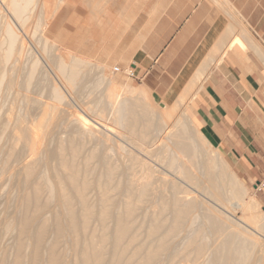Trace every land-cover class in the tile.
Wrapping results in <instances>:
<instances>
[{
  "label": "bare ground",
  "instance_id": "6f19581e",
  "mask_svg": "<svg viewBox=\"0 0 264 264\" xmlns=\"http://www.w3.org/2000/svg\"><path fill=\"white\" fill-rule=\"evenodd\" d=\"M8 1L0 3L23 28L33 0ZM7 26L0 65L12 58L20 67L23 59L30 62L20 83L35 88L40 83L38 60L33 58L37 50ZM49 63L63 89L50 85L45 143L40 147L35 129L24 126L20 117L15 138L28 146L29 154L21 158L8 150L6 156L10 133L0 115V175L5 178V172L8 182L0 209V264H245L254 254L252 246L262 254L253 264H264V211L253 197L243 200V186L221 150L206 145L197 130L190 138L184 123L163 112L166 107L157 113L143 107L136 113L127 100L116 99L111 86L104 101L96 102L102 115L88 113L75 98L87 83L81 64L58 59ZM4 75L0 91L11 87V82L4 84ZM67 83L76 87L74 100L61 93ZM147 93L140 87L125 88L126 96L137 95L136 103L144 105L151 98ZM70 105H75L74 113L66 110ZM186 118L193 125L190 112ZM53 126L58 129L52 131ZM10 160L14 167L7 174ZM193 193L200 199L189 197ZM229 207L251 214L234 220ZM199 208L206 209L201 224L198 215H191ZM204 253L207 258L201 259Z\"/></svg>",
  "mask_w": 264,
  "mask_h": 264
},
{
  "label": "crops",
  "instance_id": "0c3cea01",
  "mask_svg": "<svg viewBox=\"0 0 264 264\" xmlns=\"http://www.w3.org/2000/svg\"><path fill=\"white\" fill-rule=\"evenodd\" d=\"M55 1L47 40L117 87L182 96L239 181L264 190V0Z\"/></svg>",
  "mask_w": 264,
  "mask_h": 264
},
{
  "label": "rangeland",
  "instance_id": "374dc122",
  "mask_svg": "<svg viewBox=\"0 0 264 264\" xmlns=\"http://www.w3.org/2000/svg\"><path fill=\"white\" fill-rule=\"evenodd\" d=\"M6 2H9V1L6 0ZM56 4H57V1H55V0H52L50 2V4L48 3L47 0H33L31 2V4L28 6V9H27L28 12H26V14L24 15L23 28H22V26H21L22 24L20 25V23L17 22L16 17L13 16L12 12H9L10 10L7 8V5L4 4L5 5V7H4V5L3 4L1 5V3H0V53H2L5 50V48L7 47L5 44V46L1 48V46L4 45L3 41L6 38L5 37L6 27H8L7 25H10V27L13 28L14 31L17 30V33H19L22 37L25 38V40H26L25 45L27 47H29L30 49L35 48L37 50L38 54L34 51L33 58L35 57V60H38L39 69H40L39 75L37 74L38 77L36 75L37 80L39 79L38 81H40L39 85L36 86L35 88H33L34 86H32V88L30 87L31 89H26V88L22 87L20 81H21L22 76L25 75L24 74L25 71L28 70V68L30 66L29 65L30 62H26L23 59V62L21 63V67H20V64H19V66H17L18 62L15 61V63H14L13 62L14 58H12V61L9 64L4 65L2 67L0 65V74H3L5 72L4 77L6 76L4 78V84H6V82H11V87H8L9 89L7 91L3 90V89L0 91V115H2L1 116L2 120L8 124V134L10 133L7 136V139H5L6 142L4 140V142H5L4 154L5 153L8 154V150L10 152H12L13 154L17 153V156H20L21 158H23L29 154V151L27 149L28 146L24 145L22 141L17 142L16 138H15V134L17 132L16 130L18 129L17 128V120L20 117H23V120H24L23 125L24 126H31L35 129V133H36L37 137L39 138L38 143H40V147L42 146L43 143H45V141H46L45 134L49 130V127L46 126V120H47V116H48L47 114L50 113V111L48 110V106L52 103L50 97L48 96L49 97L48 98L47 95H49L48 93H49V90L51 88L50 87L51 84L55 83V85H57L56 83L61 82V80L58 77V74L56 73V71L52 68V66L49 63V61H51L52 59H58V60L66 62V63L76 61L77 63L81 64V71L80 72H82V74L85 75V78H86L85 81L87 83L86 84L84 83V85L82 84L83 86L80 87L81 93L76 95L75 98L77 100H79L81 103L83 102L84 109L88 113H90L89 110H91V111H93V114H97L99 116L102 115L101 109L98 108L99 109L98 110L95 107L96 102H97V100L104 101L106 91L111 86L110 89L114 90V93L116 94V97H117L116 99L118 101L127 100L128 103L132 106L133 110L136 111V113H141L143 107L145 108L144 110H147L151 113L152 112L153 113L154 112L155 113L160 112V111H162V108L166 107L167 109L163 110V112L167 113L168 111H170L172 116L177 121L180 120L182 123H184L187 127L188 132H189L188 136L191 134L189 136L190 138L192 137V134L194 133V131L197 130V132H199L198 127H197L196 123L194 122L193 118H191L193 121V125L186 118V115L189 112L188 108L186 107L188 103L185 102V100L182 96H179L177 98V100H175L174 102H163V101H157L156 99H153L152 96L149 93H147L149 95L148 97L152 98V99L150 98L151 101L148 100L149 103L147 105H144L143 103H136L137 98H138L137 95H134L132 97L126 96L127 94H125V87H117L113 84L112 85L110 84L112 82L110 70L102 68L101 66H99L98 64H96L94 62L83 60L82 58H80L78 56L68 54L62 50H59L53 43H51L49 40H47L43 34V29H44L46 22L51 17V15L55 9ZM18 24L21 26L20 28L23 31L22 33H21V31L18 32V30H19V29H17L19 27ZM23 33H26L27 35H24ZM1 43H2V45H1ZM40 55L42 56L43 60L47 63L48 67L46 66L45 62L40 59ZM15 64H16V66H13ZM16 67H17V69H16ZM2 69L4 72H1ZM19 69H20V71L18 72L17 70H19ZM19 73L21 74V76ZM54 75L57 77V81L55 80L56 82L54 81V78H55ZM47 80H49V81H47ZM58 80H59V82H58ZM43 81H45V82H43ZM61 84H62V82H61ZM57 86L60 87V85H57ZM69 87L70 86L67 83V87H65V89H64V91L65 90L66 91L64 92L62 90L61 93H63L64 95L66 94V97L67 96L69 97V95H70V97L74 100V98H73L74 95L73 96H71V95L73 93H75L76 87H73V86H71L70 88ZM40 88H41V90H40ZM135 88H139V87H135ZM35 89H36V91H35ZM61 89H63V88H61ZM31 90H33V91H31ZM4 91H6V92H4ZM70 91H71V93H70ZM28 99H29V102H28ZM71 104H73V103L71 102ZM45 105L47 107H45ZM71 106L72 105H70V107ZM73 107H74L73 109H72V107L71 108L66 107V110L73 112V111H75V105H73ZM15 122H16V124H15ZM54 127L55 126H53L52 131H56L58 129L57 128L55 130ZM199 128H200V132H201L199 134L200 135L202 134L207 141V143H205V144L208 145L209 147L211 146L212 149L217 151L215 148H218V147L215 146L207 138V136L203 133V130L201 129V127H199ZM172 129L175 130L176 128H172ZM12 132H14V133H12ZM194 134H193V137H195ZM120 143H122V142L120 141ZM10 152H9V154H10ZM221 152L223 154V157H224L226 163L230 166L228 156L223 151H221ZM7 154H5V155L7 156ZM11 161H13V160H10L9 164H7V166H6V168L8 169V170L6 169L7 171L5 170L7 172V174L14 167L13 162L11 164ZM11 166H12V168H11ZM0 167H1V163H0ZM3 173L5 174V178H4V176L0 175V187H1L0 188V192H1L0 195L2 197V198H0V199H2L0 201V209H1L3 202H4L3 196L5 195V194H3V196H2V193H5L7 190L6 187H8V185H6V184H8L6 173L5 172H3ZM3 173H2V175H4ZM197 174L199 175V173L196 172V175ZM153 184L156 185L155 188L159 187L158 181L153 182ZM182 186H184V185H182ZM242 186H243L242 190H244L242 192L243 193V200L247 201L249 198L253 197L260 204L259 211H261V212L264 211V190L257 193L256 188L246 187L243 184H242ZM187 191L192 193V190L189 188L187 189ZM242 193H240V194L242 195ZM193 196L196 197L197 199H200V195L198 193H195V194L193 193V194L189 195V197H193ZM225 206H226V204H225ZM229 208H230V210H228V211L233 214L234 220L240 219L242 221V219H248V216L251 214L249 210L244 209V208H242V209L236 208V207H234L233 209L231 207H229ZM197 210H199V211L201 210V211L199 212ZM197 210L194 211L195 214L191 213V215L192 214H193V216L198 215V217H196V219H197L196 221L198 223H200L201 219L204 220L203 215L206 214L205 213L206 209L199 208ZM199 213H201V214H199ZM211 213H212V211H211ZM212 214L215 215L216 213H214V211H213ZM199 215H201L202 217L201 216L199 217ZM199 219H200V221H199ZM198 223H195L196 228H198V226H197ZM187 224H189V222H187L186 225ZM200 224H199V226H200ZM186 233H188V232H186ZM207 237H212V236L208 235ZM212 238H208L210 242H213L214 238L213 239ZM210 242L208 243V247L207 246L206 247L207 248L210 247V249L212 248L211 250H213V247H212L213 243H210ZM251 246L252 245H250V247ZM195 247H196V245H195ZM259 248L252 246L251 249H255V250H253L254 252H252L254 254H252V256L250 254L251 258L245 264H253V258L254 257L255 258L260 257L259 260L262 258L261 252L258 251ZM210 249H207V250L210 252L211 251ZM194 251H195V249H194ZM255 252H256V254H255ZM165 254L166 253H164V256L166 258ZM204 254L206 255V253H204ZM205 255H203V257H201V259H203V258L206 259L207 255L206 256ZM260 264H262V263H260Z\"/></svg>",
  "mask_w": 264,
  "mask_h": 264
},
{
  "label": "built area",
  "instance_id": "2783aa9c",
  "mask_svg": "<svg viewBox=\"0 0 264 264\" xmlns=\"http://www.w3.org/2000/svg\"><path fill=\"white\" fill-rule=\"evenodd\" d=\"M114 71L116 72V71H117V69H116V68H114ZM128 75H130V73H128Z\"/></svg>",
  "mask_w": 264,
  "mask_h": 264
}]
</instances>
